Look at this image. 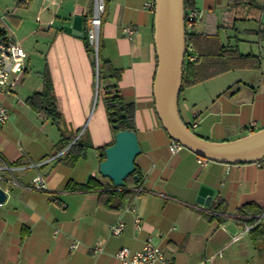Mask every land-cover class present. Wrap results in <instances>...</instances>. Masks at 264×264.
<instances>
[{"label":"crops","instance_id":"crops-1","mask_svg":"<svg viewBox=\"0 0 264 264\" xmlns=\"http://www.w3.org/2000/svg\"><path fill=\"white\" fill-rule=\"evenodd\" d=\"M146 1L105 0L100 27V61L119 71L118 91L134 108L141 149L134 164L142 193L110 211L99 205L97 191L65 189L90 177L109 184L98 173L100 148L113 140L101 90L114 80L98 90L86 40L94 0H0V34L19 42L27 55L20 82L12 92L0 93V104L9 112L8 121L0 124V165L12 169L8 176L15 182L7 184L8 196L0 206V264H120L115 256L120 248L139 251L148 238L171 264H264V244H254L250 233L232 241L246 223L241 222L250 219L239 215L243 207L253 205L264 213V167L207 161L183 147L169 150L172 140L155 112L157 57ZM223 1L189 0L200 15L194 33L219 36L218 27L235 28L238 22L237 33L255 38L243 42L255 43L260 52L257 67L242 69L236 82L207 85L191 98L180 94L182 121L212 142L264 128V10H259L264 0L240 7L234 0ZM124 26L136 29L132 39L123 35ZM221 44L252 55V50L241 53L237 45ZM44 92L54 104L38 112L27 101ZM76 141L82 156L70 164L66 151ZM37 176L45 180L43 191L28 188ZM202 190L212 193L208 206L197 202ZM136 216L140 230L134 226ZM116 223L124 225L117 237L110 234ZM257 223H264V216ZM219 251L221 257L211 261Z\"/></svg>","mask_w":264,"mask_h":264},{"label":"water","instance_id":"water-1","mask_svg":"<svg viewBox=\"0 0 264 264\" xmlns=\"http://www.w3.org/2000/svg\"><path fill=\"white\" fill-rule=\"evenodd\" d=\"M184 0H155L153 41L157 65L153 80L155 112L168 137L199 158L226 165L252 164L264 159V128L227 142L208 141L182 121L179 96L186 44L184 35ZM135 131H120L114 142L105 148V158L98 173L114 187L125 186V179L134 173L136 157L140 154ZM137 178L134 175V179ZM212 193L202 190L197 199L209 205ZM7 194L0 188V204Z\"/></svg>","mask_w":264,"mask_h":264},{"label":"trees","instance_id":"trees-1","mask_svg":"<svg viewBox=\"0 0 264 264\" xmlns=\"http://www.w3.org/2000/svg\"><path fill=\"white\" fill-rule=\"evenodd\" d=\"M255 1L256 0H234V4L236 5L235 7H240V5L243 4L252 5ZM192 7L193 6L189 3V0H184V10ZM259 10H264V4ZM234 11V7H232L231 12ZM185 44L186 51L182 70L180 94L185 88L199 84L217 75L236 69L254 68L259 64V61L255 56H243L238 53L235 47L223 46L217 34L192 33L190 38L186 40ZM87 47L88 52L91 53L92 50L89 46ZM190 55H196L197 59L195 61H189L188 57ZM98 60V90L100 89L101 81L105 83L108 80H114L112 84L106 85L101 90V99L104 104L107 121L113 136V140L109 145L100 148L101 162L105 158L104 150L114 142L115 134L125 130L135 131V125L134 108L131 104L123 102L118 91L116 82L119 79V71L112 69L108 63L100 61V58H98ZM27 102L38 112H41L42 106H46L47 104H51L52 106L54 104L51 96L47 95L46 92L32 96ZM53 112L56 113L55 110H53ZM50 118L54 120L57 117L54 115ZM76 143L77 141L66 151L67 159L70 164H73L82 156L80 150H75V147L77 146ZM68 144L65 143L64 148ZM134 175H136L137 178L134 179ZM141 181V173L136 167L134 173L125 179V186L121 188L114 187L111 182L110 184H106L94 177H90L84 184L68 183L65 186V189L68 191H97L98 203L100 206L106 210L119 211L135 196L133 189L137 188ZM262 212L261 209L255 208L253 205L243 207L239 211L240 216L245 218L250 216V219L244 220L241 223L246 222L253 226L249 232L252 235L253 243H260L261 245L264 244V223L258 224L255 216Z\"/></svg>","mask_w":264,"mask_h":264},{"label":"built area","instance_id":"built-area-1","mask_svg":"<svg viewBox=\"0 0 264 264\" xmlns=\"http://www.w3.org/2000/svg\"><path fill=\"white\" fill-rule=\"evenodd\" d=\"M145 6L152 11L154 14L155 0H147ZM105 0H94V9L91 18L88 21V29L86 33V40L89 47L92 50V54L95 56V69H96V80L98 75V56H99V33L102 23V16L105 11ZM199 13L193 8H188L184 11V35L185 42L192 33L195 32V24L199 19ZM122 33L127 39H132L136 33V29L130 26L122 27ZM27 55L20 43L12 39H8L0 34V93H10L13 91L15 86L20 82V79L24 73L26 67ZM189 61H195L196 55H190ZM9 119L8 109L0 104V124H4ZM197 121L194 120L192 127L197 126ZM182 146L172 141L169 150L171 153L177 152ZM258 167H264V159L256 162ZM12 169L6 165H0V188L7 194V184H15L14 180L9 178V173ZM30 190L43 191L46 189L45 180L37 176L34 178L28 186ZM135 196L142 193V188L137 187L133 189ZM2 204H0L1 206ZM264 216V213L256 216L257 220H260ZM134 226L137 230L141 229L140 219L138 216L134 218ZM240 233L233 237L232 241H238L243 235L249 233L252 229L250 224H242L240 226ZM124 229L123 223H116L110 226V234L117 237L122 234ZM56 235V231L53 233ZM76 243L71 245V249L76 247ZM100 250V248H97ZM120 264H171L170 261L164 256L160 247L153 243L151 238H148L139 251H132L127 247L120 248L115 254ZM215 257H221V251L211 257V261Z\"/></svg>","mask_w":264,"mask_h":264},{"label":"rangeland","instance_id":"rangeland-1","mask_svg":"<svg viewBox=\"0 0 264 264\" xmlns=\"http://www.w3.org/2000/svg\"><path fill=\"white\" fill-rule=\"evenodd\" d=\"M221 1H223V0H220V2ZM225 6H226L225 2L224 1L221 2L220 7L222 8V7H225ZM263 21H264V14H263ZM248 26L250 28L254 27L253 25H248ZM239 28H240V24L238 22L236 23V27L235 28L218 27V33H219L220 42L223 43V44H227L229 42L232 45H237V47L239 49V52H241V53L242 52H250L249 50H252L251 51L252 55L257 56V54L260 52V49L258 48V46L255 43H253V42H251V43L250 42H245V43L243 42V40H245V38H247V37H250L249 40H251V41H255V38L251 37V36H246L245 34H243V32L242 33H237V30H240L242 28V26H241L240 29ZM94 58H95V56H94ZM98 58H99V56H98ZM95 60H96V58H95ZM242 71H243L242 69H236V70L228 71V72H225L227 74H226V76H224L223 79H215L213 82H212V80L208 79V80L203 81V82H201L199 84H196L197 86L195 85V87L193 89H191V86L188 87V88H185L181 92V98H183L185 94L190 96V98H191L192 92H194V91H196L198 89H201L202 91H204L205 88H208L207 85L217 84V85L222 86V85H226V84H229V83L232 84V83H234V82H236L238 80L236 78L238 76H240V73H242ZM102 83L103 82L101 81L100 89L103 86ZM208 83H210V84H208ZM95 102H96V100H94V102H93V106L94 107H95ZM86 125H87V123H86ZM86 125H85V127H86ZM107 182L110 184L109 180H107Z\"/></svg>","mask_w":264,"mask_h":264}]
</instances>
